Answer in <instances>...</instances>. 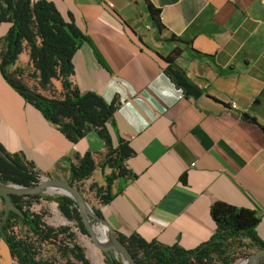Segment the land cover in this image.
Returning <instances> with one entry per match:
<instances>
[{
	"label": "crops",
	"instance_id": "obj_1",
	"mask_svg": "<svg viewBox=\"0 0 264 264\" xmlns=\"http://www.w3.org/2000/svg\"><path fill=\"white\" fill-rule=\"evenodd\" d=\"M45 1L70 14L86 38L70 83L115 104L112 145L120 137L133 152L129 175L109 187L112 199L95 204L104 222L96 224L193 250L215 233L214 198L255 211L264 244V0H148L160 29L143 0ZM9 27L0 24V44ZM28 62L23 49L9 70ZM0 146L40 181L71 184L74 156L85 150L95 169L75 184L104 188L111 173L102 166L104 140L89 131L70 142L1 74ZM0 264H17L1 238Z\"/></svg>",
	"mask_w": 264,
	"mask_h": 264
},
{
	"label": "trees",
	"instance_id": "obj_2",
	"mask_svg": "<svg viewBox=\"0 0 264 264\" xmlns=\"http://www.w3.org/2000/svg\"><path fill=\"white\" fill-rule=\"evenodd\" d=\"M154 27L161 28L159 11L148 0H143ZM9 23L10 27L3 38L0 48V74L4 80L17 91L23 99L36 108L44 119L58 126L67 140L73 143L81 141L89 131H94L105 142L106 152L102 166L111 169L105 178V187L95 188L96 196L103 204L112 197L109 187L116 178L129 175L125 167L126 160L133 154L128 143L117 137L113 147L108 133V125L113 126L115 104L106 103L93 92L81 94L72 86L69 78L73 74L72 58L86 38L76 28L70 14L62 16L55 6L45 0H0V24ZM27 45L29 64L40 89H47L53 83H59V97H47L37 90L27 88L10 72L18 56ZM1 47V46H0ZM245 117V116H244ZM254 122L252 119L246 118ZM6 154L11 162L0 156V181L31 188L40 181L39 175L31 164L21 161L16 156ZM71 165L72 183L81 182L90 177L95 169V161L88 150ZM39 195L10 196L18 213H10L6 222L1 223L0 238L9 249L11 257L17 264H90L83 249L76 243L75 234L70 227L57 229L45 225L41 216L29 211L32 201ZM49 199V198H48ZM59 212L83 235H87L79 208L69 197L53 198ZM93 213L100 218L97 210ZM209 213L215 224V233L210 239L193 250H184L177 245L164 246L156 242L147 243L136 235L117 239L130 253L134 264H212L214 259L219 264H233L234 259L227 250L231 242L238 239L249 241L257 250H263L264 244L256 236L255 229L260 221L255 211L235 208L214 198L210 199ZM3 216V215H2ZM15 221L25 226L32 238L20 239L10 234ZM34 239V240H33ZM40 245H48L60 252L63 262L56 259H43L39 254ZM107 264H121L112 256L106 255Z\"/></svg>",
	"mask_w": 264,
	"mask_h": 264
},
{
	"label": "rangeland",
	"instance_id": "obj_3",
	"mask_svg": "<svg viewBox=\"0 0 264 264\" xmlns=\"http://www.w3.org/2000/svg\"><path fill=\"white\" fill-rule=\"evenodd\" d=\"M4 45V44H3ZM3 45L0 44V48H3ZM24 49H27V45L24 43ZM12 72L13 76L18 80L19 83L23 84L27 88L37 90L38 92L42 93L47 97H59L61 89L59 85L55 82L47 89H40L37 86V81L33 75V69L29 62L27 64L18 67L17 69L10 71ZM40 182V181H39ZM38 182V183H39ZM3 183V182H2ZM5 185H11V183H4ZM81 194L84 202L87 204L88 208L92 211L95 210V204L98 203V198L96 196L95 188H91V185H86L85 183H79L77 185L72 184ZM60 196V193L57 189H53L51 192L47 191L44 194L40 195L38 200H34L29 207V211L35 212L41 216V221L52 228H59V227H70L71 231L75 234V241L76 243L83 249V253L90 264H107L104 252L99 250L95 243L93 242L92 238L88 235H83L79 232L76 228V224L73 221H69L66 219L58 210L57 204L53 201V198ZM49 198V199H48ZM4 202L0 198V219L2 218L4 212ZM88 224L94 234L96 239L101 238L97 230V224L95 221H92L88 216L86 217ZM12 231L10 232L11 235L20 238V239H31L32 236L29 233L28 229L22 225L20 221H15L12 225ZM34 240V239H33ZM3 248L6 247L1 242ZM35 246L39 247V254L43 259H56L59 262L64 261V257L61 255L60 252H57L55 248L48 246V245H38L35 242ZM229 249L227 250L228 254L233 257L234 262L233 264H239L245 260H250V258L258 251L255 247L249 242L244 239H238L233 241L228 246ZM96 251V255L93 254V251ZM107 253L118 259L121 262V256L118 252L114 250H109ZM212 264H219V261L214 259ZM257 264H264V259L260 260Z\"/></svg>",
	"mask_w": 264,
	"mask_h": 264
},
{
	"label": "water",
	"instance_id": "obj_4",
	"mask_svg": "<svg viewBox=\"0 0 264 264\" xmlns=\"http://www.w3.org/2000/svg\"><path fill=\"white\" fill-rule=\"evenodd\" d=\"M0 156L8 162H11L10 158L6 156V154L0 152ZM53 189H57L60 193V196H66L74 200L76 205L79 208V212L82 217V221L87 231V235L92 238L95 246L104 252V254L109 255L107 251L114 250L118 252L121 256V264H134L133 259L130 253L127 251L126 247L120 243L116 236L113 235L112 232L108 231L109 240L111 241L110 246H103L101 243V238L104 237L103 233L101 232L103 229L97 225V230L101 235V238L96 239L94 234L88 224L86 217L88 216L92 221H95L98 224H103L104 222L101 218L97 217L93 211H91L87 204L84 202L81 194L79 191L72 185L67 184L60 181L54 180H43L40 181L36 186L31 188H26L22 186H18L15 184L5 185L0 181V198L3 200L5 208L2 216L1 223L4 224L9 216L10 213H18V210L14 206V204L10 201V196H23V195H42L45 192H51ZM110 256V255H109ZM264 259V249L258 250L251 258L250 264H257L260 260Z\"/></svg>",
	"mask_w": 264,
	"mask_h": 264
},
{
	"label": "bare ground",
	"instance_id": "obj_5",
	"mask_svg": "<svg viewBox=\"0 0 264 264\" xmlns=\"http://www.w3.org/2000/svg\"><path fill=\"white\" fill-rule=\"evenodd\" d=\"M104 235L103 238H101V243L103 246H110L111 245V241L108 239L109 238V234L107 230H102L101 231ZM239 264H250V260H245Z\"/></svg>",
	"mask_w": 264,
	"mask_h": 264
},
{
	"label": "built area",
	"instance_id": "obj_6",
	"mask_svg": "<svg viewBox=\"0 0 264 264\" xmlns=\"http://www.w3.org/2000/svg\"><path fill=\"white\" fill-rule=\"evenodd\" d=\"M230 107H231V109H233V110H236V109H237L235 103H233V102L230 104Z\"/></svg>",
	"mask_w": 264,
	"mask_h": 264
}]
</instances>
